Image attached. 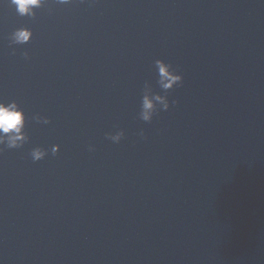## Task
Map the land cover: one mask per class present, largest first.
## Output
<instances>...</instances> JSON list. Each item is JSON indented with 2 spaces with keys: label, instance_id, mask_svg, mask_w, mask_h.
Wrapping results in <instances>:
<instances>
[{
  "label": "water",
  "instance_id": "obj_1",
  "mask_svg": "<svg viewBox=\"0 0 264 264\" xmlns=\"http://www.w3.org/2000/svg\"><path fill=\"white\" fill-rule=\"evenodd\" d=\"M35 12L0 53L28 137L0 145V264H264V0ZM157 60L183 76L167 93ZM146 87L170 101L151 122Z\"/></svg>",
  "mask_w": 264,
  "mask_h": 264
},
{
  "label": "clouds",
  "instance_id": "obj_2",
  "mask_svg": "<svg viewBox=\"0 0 264 264\" xmlns=\"http://www.w3.org/2000/svg\"><path fill=\"white\" fill-rule=\"evenodd\" d=\"M15 6L16 11L21 16H35V10L43 4V0H10ZM57 4L68 5L72 0H56ZM33 32L28 28H19L11 35V43L21 45L29 42ZM27 57V53H25ZM156 65L162 74L160 77L161 88L167 93L183 81V76L178 74L169 63L164 60H157ZM170 108V101L167 95L160 96L151 92L146 87L145 95L141 104L139 113L140 119L145 122H151L153 117L160 111H167ZM33 119L45 124L50 123L47 118L35 114ZM26 126V117L23 109L16 101H0V145H6L10 149L21 148L28 142V137L24 132ZM143 135V132L140 133ZM125 133L123 130L109 134L108 138L115 143H119ZM91 150V149H90ZM53 154L60 151V145L51 148ZM48 155V151L41 147H36L31 151V157L34 161H40Z\"/></svg>",
  "mask_w": 264,
  "mask_h": 264
}]
</instances>
